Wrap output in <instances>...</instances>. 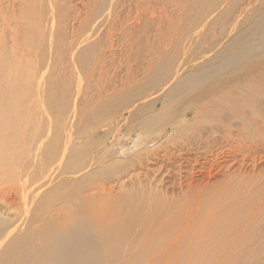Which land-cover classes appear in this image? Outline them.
I'll return each mask as SVG.
<instances>
[{
    "label": "bare ground",
    "instance_id": "bare-ground-1",
    "mask_svg": "<svg viewBox=\"0 0 264 264\" xmlns=\"http://www.w3.org/2000/svg\"><path fill=\"white\" fill-rule=\"evenodd\" d=\"M17 1L0 264H264V0Z\"/></svg>",
    "mask_w": 264,
    "mask_h": 264
},
{
    "label": "rangeland",
    "instance_id": "rangeland-1",
    "mask_svg": "<svg viewBox=\"0 0 264 264\" xmlns=\"http://www.w3.org/2000/svg\"><path fill=\"white\" fill-rule=\"evenodd\" d=\"M7 1V2H6ZM13 3V4H12ZM19 3V4H18ZM2 4V9H0V16H2V17H0V19L2 20L3 18H4V24H3V22L2 21H0V39L2 40V41H0V49H2V51L0 52V56H2L3 54V57L5 58V60L7 59V61H6V63H8L9 61H11V60H14L15 59V57H13V56H15V52L17 51V50H19V49H21L22 47V45H20V44H22L21 42H20V44H17L16 43V39H15V37H16V35L14 34L13 35V33L12 32H14L15 30H12V31H10L11 30V28H12V25H13V21H14V28H15V20L14 19H16V18H18L20 15V11H21V8H22V6L24 5H22L21 4V2H19V1H17V0H0V5ZM16 4V5H15ZM22 6H21V5ZM21 6V7H18V6ZM17 6V8H15V7ZM4 7V8H3ZM14 8H15V10H14ZM12 9H13V11H14V15H13V11H12ZM16 9H17V11H16ZM2 10V11H1ZM19 10V11H18ZM7 11V12H6ZM9 12V13H8ZM2 14V15H1ZM7 14V15H6ZM17 14V15H16ZM10 15V16H9ZM14 17H12V16ZM19 15V16H18ZM16 16V17H15ZM7 17V18H6ZM12 19V23H11V19ZM10 19V20H9ZM8 21V22H6V21ZM10 21V22H9ZM8 23V24H7ZM7 24V25H6ZM9 24L11 25V28L9 29ZM8 26V27H7ZM5 28H7V29H5ZM14 28H12V29H14ZM2 29H3V31H2ZM8 30V31H7ZM1 31H2V34H1ZM10 32V33H9ZM5 33H6V35H5ZM7 34L8 35H12V36H7ZM5 38H4V37ZM7 36V37H6ZM3 38H4V40H3ZM8 38H9V40H8ZM12 38H14L13 40L15 41V43L13 44V40H12ZM10 39H11V41H10ZM6 44H5V43ZM10 43L12 44V45H10ZM19 43V42H18ZM4 46H3V45ZM8 44V45H7ZM16 44V45H15ZM7 45V46H6ZM14 45H15V47H14ZM12 48L11 49V51H10V48ZM2 47V48H1ZM14 47V48H13ZM20 47V48H19ZM16 48H18V49H16ZM6 50V51H5ZM16 50V51H15ZM15 51V52H14ZM6 52V53H5ZM9 52V53H8ZM22 51H19V54L21 53ZM14 55H13V54ZM10 55V57L8 56V55ZM13 55V56H12ZM12 56V57H11ZM8 57V58H7ZM9 58H10V60H9Z\"/></svg>",
    "mask_w": 264,
    "mask_h": 264
}]
</instances>
